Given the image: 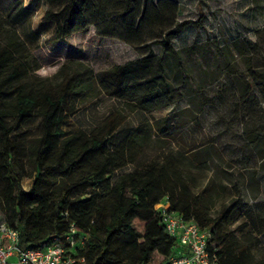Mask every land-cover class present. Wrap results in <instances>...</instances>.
<instances>
[{"label":"trees","instance_id":"trees-1","mask_svg":"<svg viewBox=\"0 0 264 264\" xmlns=\"http://www.w3.org/2000/svg\"><path fill=\"white\" fill-rule=\"evenodd\" d=\"M48 9L42 18L54 25L52 42L94 26L95 34L117 38L134 47L139 58L97 73L58 71L60 81L39 80L33 57L17 30L31 14L21 3L0 11V222L15 229L19 247H37L51 237H65L75 229L74 257L83 264H167L176 251V240L161 223L156 206L167 203L169 211L195 222L208 234V251L219 264H253L246 249L231 239L230 224L240 203L220 207L211 214V182L195 191L171 162L136 165L134 171L114 174L135 165L148 145L147 122L139 124L115 147L107 139L122 120H109L90 134L67 136L62 129L68 101L98 88L100 92L149 113L177 100L164 76V57L178 60L172 40L200 21H179L174 0H44ZM202 16V15H201ZM158 45L161 56L154 54ZM250 83L242 100H264V70H249ZM207 101V100H206ZM209 102V100L207 101ZM254 107V106H253ZM167 116L155 131L167 134L174 123ZM38 123V135L29 127ZM23 129L13 138L17 129ZM257 141L252 139L253 146ZM32 164L36 176L29 190L21 186L23 167ZM140 165V166H139ZM254 228L264 226V217L245 210ZM81 264V263H76Z\"/></svg>","mask_w":264,"mask_h":264},{"label":"rangeland","instance_id":"rangeland-1","mask_svg":"<svg viewBox=\"0 0 264 264\" xmlns=\"http://www.w3.org/2000/svg\"><path fill=\"white\" fill-rule=\"evenodd\" d=\"M174 1L180 8L179 21H200L172 40L178 60L164 57L165 80L177 100L145 113L94 87L68 101L62 129L67 136L80 131L90 134L106 121L121 119L107 139V146L113 148L147 122L152 127L148 145L135 165L118 170L113 181L138 164L157 161L179 168L191 191L211 182V214L216 215L224 204L240 203L241 210L229 227L234 247L245 248L253 264H264V226L256 229L244 217L245 210L264 217V100L257 92L256 100H242L243 89L251 82L249 70H264V0ZM18 3L31 10L16 28L31 51L39 80L59 82L55 77L62 65L65 71L95 74L139 58L136 48L96 35L92 25L52 42L54 25L42 20L48 9L44 0H0V11L6 13ZM152 49L161 56L158 45ZM167 116L175 119L169 133L155 131L156 122ZM21 132L18 128L13 138ZM38 133V123L29 127L30 137ZM22 172L21 186L29 190L36 172L30 163ZM160 260L158 264H163Z\"/></svg>","mask_w":264,"mask_h":264},{"label":"built area","instance_id":"built-area-1","mask_svg":"<svg viewBox=\"0 0 264 264\" xmlns=\"http://www.w3.org/2000/svg\"><path fill=\"white\" fill-rule=\"evenodd\" d=\"M156 209L165 232L176 240V251L167 264H219L216 255L208 251V234L195 222L169 211L165 202L158 204ZM75 233L71 228L70 234L63 238L51 236L37 247L23 250L19 247L18 232L0 222V264H83V258L74 257V248L77 240L84 245L87 237L75 240Z\"/></svg>","mask_w":264,"mask_h":264}]
</instances>
